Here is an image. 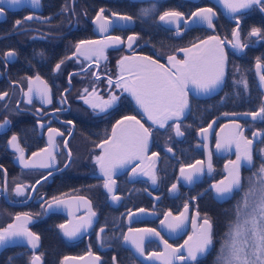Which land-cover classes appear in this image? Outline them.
Wrapping results in <instances>:
<instances>
[{
    "label": "flooded vegetation",
    "instance_id": "af4514ba",
    "mask_svg": "<svg viewBox=\"0 0 264 264\" xmlns=\"http://www.w3.org/2000/svg\"><path fill=\"white\" fill-rule=\"evenodd\" d=\"M154 4L157 5L154 12L146 16L140 14L141 9H150ZM204 7H212L216 12L213 28L190 23L187 29L176 35L175 25L165 26L159 20V15L165 10L182 11L187 18L197 8ZM62 8L66 10L62 11ZM4 9V18L0 20V92H7L8 97L0 101V123L5 119L10 123L0 128V189H7L6 192L0 191V230L15 223L17 214L29 213L32 219L27 226L40 237L35 255L41 256L42 264L47 254L42 246L43 238L52 237L56 241L60 239L65 248L76 252L64 257H80L91 252L100 258V264H114L113 257L116 258L115 264H142L131 249L123 244V237L130 228L156 229L173 248H180L189 236L196 234L207 216L213 224L215 248L201 264H213L220 247V238L229 221H221V218L217 221L216 218L228 213L231 215L230 210L235 204V199L215 200L214 189L211 187L225 179L231 167L229 161L236 159L235 144L217 150L218 137H231L237 131L233 127L235 122L241 125L246 138L254 140L253 166L243 167L242 177L251 175L264 161V153L260 151L264 149V136L253 137L255 132L264 133V122L254 121L252 116L239 119L223 115L258 111L264 103V91L256 67L257 58H262L261 72H264V40L249 36L253 27L264 29V11L254 6L234 15L230 20L209 0H40L35 7L30 0L29 7ZM101 9L105 10L102 15L109 20L120 15L132 16L133 20L118 19V27L111 28L109 25L108 31L101 33L94 23ZM28 16L33 19L26 20ZM237 17L240 19L241 43L249 44L242 52L231 46ZM17 20L23 23L16 25ZM133 35L137 39L130 42L128 37ZM114 36H119L121 42H109L104 56L99 60L95 56L91 59L73 56L75 45L81 40H104ZM209 36H216L224 42L227 71L222 88L207 98H197L189 93L190 110L178 122L184 131L183 137H176L171 127L162 130L152 128V143L147 156L153 152L158 153L157 184L153 185L143 175L130 178L132 167L139 164L136 162L113 177L116 180L114 194L121 197L119 201L113 202L103 188L104 178L94 162V157L101 153L97 145L110 135L113 124L123 116L135 115L145 127H151L142 119L122 89L115 87L120 76L118 61L126 56L140 55L165 65L169 56L182 59L181 49ZM129 43L131 48L128 47ZM9 51H15L16 55L5 60L4 54ZM61 60L65 61L61 69L54 70ZM70 73L75 75L70 76ZM93 73L99 76V80ZM36 76L48 85L51 103H42L35 92L32 102H27L24 93L29 89V79L32 80L33 89L42 87L35 80ZM241 77L247 80V91L243 84H234ZM109 79L113 81L112 86L108 84ZM85 88L89 93L95 88V93L88 95L84 92ZM111 94L121 98L107 113H100L99 109L94 110L90 106L91 103L108 99ZM85 100L89 103H85ZM209 124H213V127L208 129L205 141L199 130L208 128ZM49 128L63 133V136L55 137V148L48 142L51 135ZM14 134L18 137L17 143L23 149L25 160L35 163L36 167H23L20 153L8 144ZM204 144L207 145L206 149L197 147ZM169 147L173 149L172 152L167 151ZM42 149H49L56 156L52 167H39L40 163L48 162L47 153L42 152ZM209 152L211 173L207 170ZM33 153L38 155L33 156ZM196 160L205 162L204 173L189 184L181 177L180 167L182 164L195 163ZM147 164L148 160H145L141 167ZM49 172L52 175L49 176ZM38 180L39 184L36 183ZM173 183L177 184V189L170 192ZM18 184L26 186L24 196H16L14 189ZM240 195L242 193H238L236 198ZM53 197L63 200L77 197L79 202L75 206L64 203L62 207L65 213H47L45 209L53 202ZM186 202L189 211L180 230L172 232L161 225L160 221L165 219L166 212L178 216L184 211ZM89 208L96 216L87 232L74 240L62 235L58 225L69 221L67 214L75 209L73 218L81 223L82 218H87ZM139 209L145 210L147 218L136 221L129 216V212H137ZM171 219L168 217L169 221ZM101 227L105 231L98 238ZM152 241H146V256L165 251L161 241ZM6 249L7 255L12 253L15 258L24 256L27 264H30L33 252L28 248L12 246Z\"/></svg>",
    "mask_w": 264,
    "mask_h": 264
},
{
    "label": "snow or ice",
    "instance_id": "6c2138e0",
    "mask_svg": "<svg viewBox=\"0 0 264 264\" xmlns=\"http://www.w3.org/2000/svg\"><path fill=\"white\" fill-rule=\"evenodd\" d=\"M221 2L231 13H238L242 9H250L254 6H258L261 11H264V0H221ZM5 3L13 6L20 4L21 0H0V4ZM31 3L35 7L39 5L40 0H31ZM156 8L157 5L154 4L150 9H141L140 14L146 16L150 12H154ZM65 10L66 8H62V11ZM104 11V9H101L94 20L101 33L107 32L109 25L112 23L111 20L102 15ZM4 12L5 9L0 7V15L4 14ZM113 15H116V13H113ZM215 16L216 12L212 7L197 8L187 18L182 11L169 9L159 15V20L165 26L175 25L176 35H180L182 31L190 26V23L191 25H207L208 28H213V18ZM25 19L31 20L33 17L28 16ZM118 19L132 21L133 17L120 15ZM22 23L23 21L21 20L15 22L16 25ZM236 24L237 27L232 31L231 46L242 52L249 44L247 42L241 43L240 19L238 17ZM249 36L264 40V29L253 27ZM136 39L135 35L128 37L130 42ZM109 42H121V38L114 36L106 37L104 40H81L75 45L76 51L73 56H84L85 59H91V57L95 56L99 60L104 56V50L109 46ZM223 43L218 37L209 36L207 40L201 41L199 44H193L191 48L181 49L185 53L184 59L178 60L175 56H169L170 68H165L163 64H159L156 60L147 56L135 60L131 57H123L118 61V65L122 73H127V77L124 75L119 76L115 87L121 88L123 92L128 93L135 102L136 107L147 117L148 121H151L152 125H156L160 129L171 127L176 137H183L184 131L181 130V124H169V122L181 121V118L185 117L186 112L190 110L189 93L187 91L189 84L195 86L198 93L208 94L217 90L224 83L227 57ZM128 47H132L131 43H129ZM15 55V51H9L4 54V59L7 60ZM67 59H71V57H67ZM261 59L257 58L256 67L260 86L264 87V72H261ZM64 62V60H61L57 63L54 70H60ZM69 75L75 74L70 73ZM93 75L99 80V76L96 73H93ZM35 80L42 87L33 89L31 86L32 80L29 79V89L24 93L25 97H27V102H32L33 93L35 92V95L40 97L42 103H51L52 99L48 85L39 76H36ZM108 84L112 86L113 81L109 79ZM234 84H243L245 91L248 90V83L244 77L234 81ZM84 92L92 95L95 93V88H93L92 93H89L87 88L84 89ZM7 97V92H0V101L5 100ZM120 98L119 95L111 94L108 99L101 100L100 103H91L90 106L94 110L99 109L100 113H107L109 109H112L117 104ZM85 103H89V101L85 100ZM223 115H251L254 121L260 120L264 122V103L261 104L258 111L243 114L224 113ZM9 123L10 121L5 119L0 123V128L6 127ZM67 123L71 124L72 121ZM212 127L213 124H209L208 128L199 130L200 134H203L205 141L208 138V129ZM233 127L237 131L231 137L225 139L218 137L216 142L218 151L226 147L230 148L235 144L236 159L229 161L231 167L228 170L227 177L211 187L215 190L218 200L235 199V204L230 210L231 217L227 223L226 230L220 238V247L216 252L213 264H264V161L251 175L242 177L241 169L245 166H253L254 140L248 139L243 135V128L240 124L233 122ZM152 132L153 129L145 127L135 115H126L113 124L111 135H107L102 144L97 145V147L101 148V153L94 157V162L99 167L100 173L104 178L103 188L113 202L121 199L120 196L114 194L116 180L113 177L118 169L132 165L133 161H139L140 163L132 167L130 178L143 175L147 176L153 185L157 184L159 179L157 175L159 169L156 168L158 153L153 152L151 156L145 155L148 151ZM49 133H51L48 141L49 145L55 148V137L63 136V133L55 128H49ZM257 136H264V133H253V137ZM17 140L18 137L14 134L8 144L20 153L19 159L23 167H36L35 163H29L25 160L23 149L17 143ZM65 147H67V144H65ZM197 147L206 149L207 145H197ZM41 151L47 153L48 162L40 163L39 167H52L56 162V156L49 149H42ZM167 151L172 152L173 149L169 147ZM260 151L264 153V149ZM37 155L38 153H33V156ZM69 157H71L70 152ZM145 160H148V164L145 167H141ZM204 163L203 160H196L195 163L182 164L180 175L183 180L189 184L193 183L196 177L204 173ZM138 168L140 169L139 173L137 172ZM207 170L209 173L212 172L210 152L208 153ZM48 175L50 176L52 173L49 172ZM44 179L46 180L47 177H44ZM36 183L39 184L40 181L38 180ZM25 187L18 184L14 189L16 196H24ZM32 187L34 188V186ZM176 189L177 184L173 183L169 191L172 192ZM0 191L6 192L7 189L5 187L0 189ZM238 193H242V195L236 198ZM81 199L83 198L81 197ZM63 203L64 201L53 197V204H49L45 211L53 209L54 206L59 207ZM139 211L143 213L145 210L139 209ZM188 211L189 205L186 202L183 212H180L178 216H173L171 212H166L165 219L161 220L160 223L170 231L176 232L184 226ZM132 215L133 213L129 212V216ZM95 216L96 213L89 208L87 218H82L81 223L72 229H68L64 224H60L58 227L63 230L64 236L71 240L77 237L82 230L87 231L93 223L92 218ZM168 217H172L171 221L168 220ZM31 219L32 217L29 213L17 214L15 223H11L7 228L0 230V246L14 243L17 240H24L32 249H37L40 237L29 230L27 225ZM104 231V227H101L98 238H100V233ZM153 237L160 239L165 248L164 252L151 254L152 258L160 261V264H176L177 261H179V264H201V261L206 259L215 248L213 224L207 216L204 217L196 234L189 236L188 240L180 248H173L161 236V233L153 228H130L129 234H125L123 239L125 243H130L136 253L143 257L145 256L146 240L151 243L153 242ZM185 250L186 255L184 254ZM67 259L65 257V260ZM97 259L99 258L97 257ZM40 260L41 256H33L30 264H39ZM115 260L116 258L113 257L114 264Z\"/></svg>",
    "mask_w": 264,
    "mask_h": 264
},
{
    "label": "water",
    "instance_id": "95a60500",
    "mask_svg": "<svg viewBox=\"0 0 264 264\" xmlns=\"http://www.w3.org/2000/svg\"><path fill=\"white\" fill-rule=\"evenodd\" d=\"M130 1H145V0H130ZM209 1H211L212 3H214L220 10H221V12H222V14L225 16V17H227L228 19H230L231 20V18L234 16V15H236V14H238V13H241V12H243V11H245V10H247V9H242V10H240L238 13H231L227 8H225L224 7V5H223V3L221 2V0H209ZM29 5H30V0H21V3L20 4H18V5H13V6H9L7 3H5V4H0V6H2V7H4V8H6V9H14V8H16V7H20V6H28L29 7ZM4 18V14H2V15H0V20L1 19H3ZM111 21H112V23L110 24V27L112 28V27H118V25H117V23H118V17H116V16H114L112 19H111ZM233 21V20H232ZM208 38H206V39H203V40H201V41H204V40H207ZM201 41H198V42H196V43H194V44H199ZM193 46V44L192 45H190V46H188V47H186V48H191ZM224 47V46H223ZM185 49V48H184ZM181 52V55H182V59H178V58H176V59H178V60H183L184 59V56H185V53L183 52V51H180ZM226 55V54H225ZM131 58H133L134 60L135 59H139V58H143V56H140V55H132V56H130ZM122 59V58H121ZM159 63V62H158ZM159 64H161V63H159ZM164 65V64H163ZM165 66V68H170L171 67V64H170V62H169V60H167V62H166V64L164 65ZM118 68H119V71H120V76L121 75H124L125 77H127V73L125 72V73H122L121 72V70H120V67H119V65H118ZM226 71H227V59H226ZM225 78H226V76H225ZM224 84V83H223ZM223 84L217 89V90H215V91H213V92H211V93H208V94H203V93H198L197 92V90H196V88H195V86H193V85H191V84H189V86H188V89H187V91H188V93H190V94H192L193 96H195V97H197V98H207V97H210V96H212V95H214L215 93H217L221 88H222V86H223ZM262 91H264V87L262 88ZM122 92H123V90H122ZM123 94L126 96V97H128V99L131 101V103H132V105H133V107L137 110V112L141 115V117H142V119H144L145 121H146V123L149 125V126H151V128H156V129H160V128H158V126H156V125H152V123H151V121H148L147 120V117L146 116H144L143 115V113L136 107V105H135V102L132 100V98L128 95V93H126V92H123ZM188 112L189 111H187L186 112V114H185V116L188 114ZM251 115H236L235 117L236 118H239V119H246V118H249ZM182 119H184V117H182L181 118V120ZM170 122H174V123H178L177 121H170ZM169 122V123H170ZM160 130H162V129H160ZM110 135H111V132H110ZM151 143H152V137L150 136V139H149V146H148V151L145 153V155L147 156L148 155V152H149V149H150V147H151ZM102 144V143H101ZM136 162H139V161H133V164H135ZM140 163V162H139ZM132 164V165H133ZM132 165H127L125 168H122V169H118L117 170V172H116V175L117 174H119V173H122L123 171H125L126 169H128L129 167H131ZM227 175H228V172H227ZM227 177V176H226ZM225 177V178H226ZM213 194H214V198H215V200H217V201H219L220 202V200H218L217 198H216V194H215V190H213ZM60 200H62V201H64V203H67V204H69V205H71V206H75V205H77L78 204V202H79V198H77V197H70V198H67V199H60ZM63 203V204H64ZM84 203H85V201H84ZM50 204H53V202H51ZM63 204H61V205H59V207H53V209H51V210H48L47 211V213H49V212H56V213H65L64 211H63ZM48 208V207H47ZM76 213V210L75 209H72V211L70 212V214L68 213L67 214V216L69 217V221L66 223V224H64L68 229H72L73 227H75L76 225H78V224H80L77 220H75L74 218H73V215ZM133 213V215H132V219H134V220H136V221H140V220H143V219H146L147 217L145 216V214H146V212L144 211L143 213H141L140 211H137V212H132ZM95 221V218H93V222ZM89 229V228H88ZM87 229V230H88ZM61 231H62V235H64L63 234V230L61 229ZM87 231H81L79 234H78V236H81L82 234H84V233H86ZM126 234H129V231L126 233ZM77 236V237H78ZM74 239H76V237L75 238H73V239H71V240H74ZM152 240H156V241H158V242H160V239H158V238H155V237H153L152 238ZM147 241V240H146ZM161 243V242H160ZM123 244L126 246V247H128V248H130L131 249V251L134 253V256L142 263V264H160V261L158 260V259H154V258H152L151 257V254L150 255H145V256H143V257H141L138 253H136V251H135V249L132 247V245L130 244L129 246L127 245V243H125V241H123ZM11 246H24V247H26V248H28L29 250H31L32 252H33V256H36L35 255V250L36 249H32L28 244H27V242L26 241H24V240H17L16 242H14V243H8V244H6V245H4V246H0V252L5 248V247H11ZM38 247H39V242H38ZM38 247H37V249H38ZM68 259L67 260H65V257L61 260V263L60 264H62V262H63V264H100V258L97 256V255H94V254H92L91 252H88L87 254H85V255H83V256H80V257H74V256H66ZM97 257L99 258V259H97ZM33 258V257H32ZM32 260V259H31ZM39 264H42V261L40 260L39 261Z\"/></svg>",
    "mask_w": 264,
    "mask_h": 264
},
{
    "label": "trees",
    "instance_id": "16d2710c",
    "mask_svg": "<svg viewBox=\"0 0 264 264\" xmlns=\"http://www.w3.org/2000/svg\"><path fill=\"white\" fill-rule=\"evenodd\" d=\"M261 165V164H260ZM260 167V166H259ZM231 216L229 213L225 215L224 217H217L216 220L219 221L221 218L222 220L228 221ZM60 239H54L52 238H43V248L45 252H47L44 260V264H60L61 259L68 254L74 255L76 252H72L74 249H68L65 248L61 243ZM62 246L65 248H62ZM12 247V246H11ZM5 247L0 254V264H27V258L24 256H20L18 258H15L12 253H8L7 255V250Z\"/></svg>",
    "mask_w": 264,
    "mask_h": 264
}]
</instances>
